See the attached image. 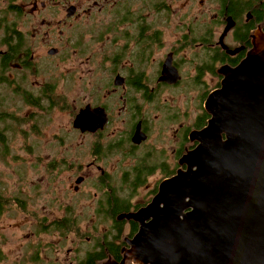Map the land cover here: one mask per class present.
I'll return each mask as SVG.
<instances>
[{"label": "flooded vegetation", "instance_id": "obj_1", "mask_svg": "<svg viewBox=\"0 0 264 264\" xmlns=\"http://www.w3.org/2000/svg\"><path fill=\"white\" fill-rule=\"evenodd\" d=\"M195 1L198 11L192 12ZM239 1L249 0H0V85L6 91L0 95V150L6 149L9 155L11 143L25 138L22 150L26 154L18 162L25 168L19 174L26 175L29 156L43 150L36 137L54 109L76 111L61 141L66 134L94 140L92 158L74 162L71 188L80 192L95 174L101 191L98 223L87 235L81 228L86 231L88 225L78 222L81 216L72 218L70 208L68 217L40 218L34 207L43 189L38 182L32 185L31 196L24 192L22 181L20 196L0 193V213L11 205L22 213L21 221L29 222L3 226L12 239L8 246L4 238L0 240V264H64L68 258L69 264H138L130 241L140 223L119 215L147 206L164 180L188 167L182 159L199 144L190 139L191 132L204 128L211 117L205 102L222 85L224 75L219 69L238 65L253 46L252 35L264 31L261 1L251 0L254 9L237 10ZM211 14L212 20L207 21ZM230 17L235 25L223 38L225 48L221 36ZM10 42H15V49ZM168 69L178 70L180 79L172 81ZM59 71L64 74L54 73ZM181 84L199 85V99L204 98L201 113L188 127L179 124L177 113L165 114L157 105L163 91ZM69 99L78 102L75 108L68 105ZM168 122L178 127L172 137ZM137 133L144 138L136 140ZM30 134L35 137L29 139ZM62 152L59 159L57 153ZM69 156L65 144L63 151L55 152V159L31 161L30 168H44L52 185L46 190L50 205L61 203L55 176L59 168H73L66 164ZM112 157L117 160L106 164ZM117 170L119 176L114 179L112 172ZM143 187L148 191L138 200ZM121 200L124 205L120 206ZM116 206L123 208L115 210ZM42 234H58L61 247L51 241H46L45 248L41 241L36 247L31 243L24 247L30 238ZM126 254L133 256L123 262Z\"/></svg>", "mask_w": 264, "mask_h": 264}, {"label": "water", "instance_id": "obj_2", "mask_svg": "<svg viewBox=\"0 0 264 264\" xmlns=\"http://www.w3.org/2000/svg\"><path fill=\"white\" fill-rule=\"evenodd\" d=\"M234 25L228 18L225 48ZM252 44L238 65L219 69L222 85L205 102L211 117L191 132L199 144L182 159L188 167L164 180L147 206L119 215L140 223L134 256L123 262L264 264V31Z\"/></svg>", "mask_w": 264, "mask_h": 264}, {"label": "rangeland", "instance_id": "obj_3", "mask_svg": "<svg viewBox=\"0 0 264 264\" xmlns=\"http://www.w3.org/2000/svg\"><path fill=\"white\" fill-rule=\"evenodd\" d=\"M199 4L197 1L194 3V8L192 12L198 11ZM203 9V8H202ZM200 9V10H202ZM206 9V7H204ZM214 16V14H211L207 16V21L212 20L209 19L210 17ZM58 76L61 74H64V72H54ZM49 76V75H48ZM211 87L210 89H212ZM202 88L199 85L195 86H189L187 84H181L179 86H173L170 88H167L165 91H163L162 97L159 98L157 105L163 107V111L165 114H172L177 113L180 118V123H184L186 127L192 126L194 122V118L197 114H200L202 111V106L204 104V98L199 99V92ZM5 91V89L0 85V95ZM58 92L63 94L61 89H58ZM78 102H75L71 99L68 100V105H71L72 108H75L76 104ZM27 109V108H26ZM152 111L155 112V110L152 107ZM27 113L30 114L31 110L27 109ZM76 112V111H75ZM75 112H71L70 109H54L53 113L51 114L50 121L47 122L46 125L41 127L39 137H36L37 139L41 140L43 145V150L41 152H38V156H29V158L35 159V160H42V161H49L50 159H55V152H57L59 149L63 151L65 148V144L69 148L70 156L66 159L67 166H73V168H59V174L56 172L57 176H55V180L57 181L60 189L61 194V203H60V209L57 204L50 205V202H48V199L50 198V194L47 193V188L50 190L52 188V185L47 182V174L45 172L44 168H38L33 169L30 168V165L32 162L30 161L28 170H26V175H20L19 171L22 172V169L24 168V164L22 161L18 162L20 159L19 157L22 155L24 156L26 152L22 150V144L24 143L25 138H16L11 143V153L7 156H3V158L0 157V193L5 192L6 197H17L20 196L19 187L21 185V181L23 183L22 187H26L24 192L31 196L32 195V185L38 182V184H41L43 186V189L45 190L44 197L41 193H43V189H41V193H37V196L39 197V200H37L38 204L35 205V209L39 212L40 218L47 216L48 218H54L56 215L63 214L64 216L68 217V214L66 212L67 209L70 208L72 210L71 216L72 218H75L78 216H81L82 219L78 218V222L88 225V229L84 231V228H81V232L83 235H87L93 232L92 225L98 223V201L101 198V191H99L100 187L97 183L96 175L92 174L90 175L89 179L86 180V184L83 187V190H80V192L75 193V191L71 188V184L74 183V176H75V168H74V162H88L92 158L91 154V144L94 140L93 137H82V136H72L69 134H66L65 141H61L60 136L64 132H69V121L73 118ZM28 115V114H26ZM164 117V114H162ZM174 128L173 124L168 122V134L169 137H172ZM35 136L29 135V139L34 138ZM191 139V136H190ZM192 140V139H191ZM63 142V143H60ZM174 145V143H173ZM175 146V145H174ZM21 156V157H22ZM63 156L62 153H57V157L60 159ZM117 159L112 157L107 160L106 164L112 165ZM62 164H65V160H62ZM25 170V168H24ZM24 173V172H23ZM114 175V179L119 176L118 170L117 172H112ZM34 181V182H33ZM118 185V184H117ZM147 186H151V184H147ZM118 191V189H116ZM148 191L146 187H143L139 193L141 195L137 198L138 200H141L143 195ZM95 192H98L99 194L96 196ZM3 195V194H2ZM136 198H134V201L137 202ZM3 201V200H2ZM1 201V202H2ZM9 209V210H8ZM3 213H0V240L5 239V246H8L10 244V241L12 239V235H10L11 232H5L3 226L9 225V224H29V222H23L21 221V218L23 217L22 213L16 210L15 207L9 205L7 206V209L3 210ZM98 216V217H97ZM104 227V226H103ZM103 227H99L101 230H103ZM27 229V228H26ZM100 230V232H101ZM98 232L97 234H100ZM7 235V236H5ZM37 238L33 240L30 238L27 243H31L36 247L37 243L40 241L42 242V246L45 245L46 241H51L54 243V245L58 248L61 247L62 239L57 234H42L41 236L36 235ZM85 242V241H84ZM91 243V242H90ZM71 244H68L70 246ZM64 246V245H63ZM76 243H72V247H75ZM87 246V245H86ZM23 247V251H25ZM44 247V246H43ZM45 248V247H44ZM67 248V247H65ZM35 248L30 249L28 252L33 251ZM47 250V249H46ZM44 252H41L42 255H44ZM10 253V251H9ZM7 255V252H5ZM3 259H5L3 257ZM49 259V258H46ZM71 262V258H68L65 260L64 264H69ZM5 264V263H3ZM12 264V263H10Z\"/></svg>", "mask_w": 264, "mask_h": 264}, {"label": "trees", "instance_id": "obj_4", "mask_svg": "<svg viewBox=\"0 0 264 264\" xmlns=\"http://www.w3.org/2000/svg\"><path fill=\"white\" fill-rule=\"evenodd\" d=\"M257 2H260V4H259V10H260V16H263L264 15V0H256ZM225 4H226V2H224ZM254 7H255V3L253 2V1H251V0H249V1H246V2H244V3H241V1H239V3H238V7H237V10H242V9H247V8H253L254 9ZM255 10H256V8H255ZM264 20V19H263ZM5 38V39H4ZM3 39H4V42H6L7 41V38L6 37H3ZM11 44H12V46L14 47V49L16 48V44H15V42H10ZM9 43V44H10ZM205 117H207V115L205 114ZM203 124H205V123H202L200 126H202ZM2 136L0 135V141L1 142H3V140H2ZM7 153H8V151L6 150V149H1L0 150V155H7ZM132 186V185H131ZM130 191V190H129ZM2 200H1V198H0V202H1ZM1 204V203H0ZM118 205H124V203H123V201L121 200L119 203H117ZM0 208H1V206H0ZM121 208H123V207H119V206H116V209L115 210H120Z\"/></svg>", "mask_w": 264, "mask_h": 264}]
</instances>
